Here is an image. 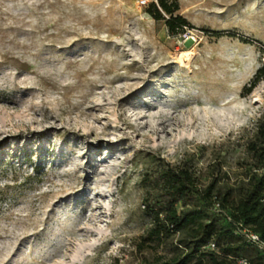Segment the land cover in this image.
I'll list each match as a JSON object with an SVG mask.
<instances>
[{
  "label": "rangeland",
  "instance_id": "rangeland-1",
  "mask_svg": "<svg viewBox=\"0 0 264 264\" xmlns=\"http://www.w3.org/2000/svg\"><path fill=\"white\" fill-rule=\"evenodd\" d=\"M167 1L190 29L147 15L157 0H0V264L183 258L190 227L147 238L142 179L188 166L231 206L263 173L264 0ZM210 240L256 253L237 230Z\"/></svg>",
  "mask_w": 264,
  "mask_h": 264
},
{
  "label": "trees",
  "instance_id": "trees-1",
  "mask_svg": "<svg viewBox=\"0 0 264 264\" xmlns=\"http://www.w3.org/2000/svg\"><path fill=\"white\" fill-rule=\"evenodd\" d=\"M178 3L167 0H157L150 3L145 13L154 20H164L167 32L170 35H178L190 29L187 20L178 14ZM216 36H231L238 38L243 43H252L253 40L237 35L235 32H214ZM263 57H264V44ZM264 75V62L254 76L247 91H250ZM257 143L252 147L263 168V173H255L245 186L244 192L237 202L229 206L228 195L218 199L220 213H226V226L215 228L214 222L204 223L200 221L202 212L196 207L199 202L214 206L212 190L214 182L201 189L193 171L188 166H175L167 163L164 168L153 176H145L142 185L147 190V199L144 207L149 216L151 226L147 230V238L152 242H160L174 233L181 232L190 227L189 244L190 251L183 258L163 260L157 257L144 264H188L189 258L196 255L199 264H238L236 259L244 256H235L238 251L236 245L225 244L221 252L202 249L212 242L211 238L220 239L222 236L233 238L238 224L251 229L264 240V124H261L257 132ZM156 193V194H155ZM180 205V207H179ZM193 206V207H192ZM245 244L256 250L248 264H264L261 252L244 240ZM215 243V242H214ZM216 244V243H215ZM217 246V245H216ZM231 257V258H230Z\"/></svg>",
  "mask_w": 264,
  "mask_h": 264
},
{
  "label": "built area",
  "instance_id": "built-area-1",
  "mask_svg": "<svg viewBox=\"0 0 264 264\" xmlns=\"http://www.w3.org/2000/svg\"><path fill=\"white\" fill-rule=\"evenodd\" d=\"M144 3V1H141ZM214 207L221 211L219 201L215 199ZM238 232L244 238V240L251 246L256 247L262 254L264 258V240L260 237L259 234L253 232L251 229L244 227L242 224H238ZM202 249L215 250L217 251V246L214 242H209L207 245L203 246ZM238 264H248V260L244 257H239L236 259Z\"/></svg>",
  "mask_w": 264,
  "mask_h": 264
},
{
  "label": "bare ground",
  "instance_id": "bare-ground-1",
  "mask_svg": "<svg viewBox=\"0 0 264 264\" xmlns=\"http://www.w3.org/2000/svg\"><path fill=\"white\" fill-rule=\"evenodd\" d=\"M218 115H220V114H218ZM218 115H217V116H218ZM219 119H220V118H219ZM216 120H217V119H216ZM182 136H183V135H182ZM180 138H181V137H180Z\"/></svg>",
  "mask_w": 264,
  "mask_h": 264
}]
</instances>
